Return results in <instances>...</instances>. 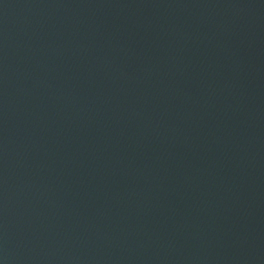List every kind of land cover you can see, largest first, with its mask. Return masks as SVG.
<instances>
[{"label": "water", "instance_id": "obj_1", "mask_svg": "<svg viewBox=\"0 0 264 264\" xmlns=\"http://www.w3.org/2000/svg\"><path fill=\"white\" fill-rule=\"evenodd\" d=\"M0 264H264V0H0Z\"/></svg>", "mask_w": 264, "mask_h": 264}]
</instances>
